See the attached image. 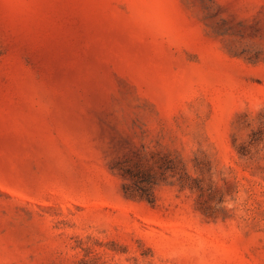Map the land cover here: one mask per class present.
Returning <instances> with one entry per match:
<instances>
[{
	"label": "rangeland",
	"instance_id": "374dc122",
	"mask_svg": "<svg viewBox=\"0 0 264 264\" xmlns=\"http://www.w3.org/2000/svg\"><path fill=\"white\" fill-rule=\"evenodd\" d=\"M0 264H264V0H0Z\"/></svg>",
	"mask_w": 264,
	"mask_h": 264
}]
</instances>
